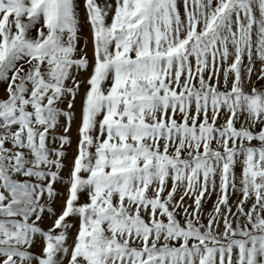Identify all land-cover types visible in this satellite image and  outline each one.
<instances>
[{
  "label": "snow or ice",
  "instance_id": "obj_1",
  "mask_svg": "<svg viewBox=\"0 0 264 264\" xmlns=\"http://www.w3.org/2000/svg\"><path fill=\"white\" fill-rule=\"evenodd\" d=\"M0 264H264V0H0Z\"/></svg>",
  "mask_w": 264,
  "mask_h": 264
},
{
  "label": "rangeland",
  "instance_id": "obj_2",
  "mask_svg": "<svg viewBox=\"0 0 264 264\" xmlns=\"http://www.w3.org/2000/svg\"><path fill=\"white\" fill-rule=\"evenodd\" d=\"M84 35H88V28H87V26H85V28H84ZM90 48H91V46L89 45V53H90ZM75 134V133H74ZM74 147V146H73ZM71 158V157H70ZM213 199H215V196H213Z\"/></svg>",
  "mask_w": 264,
  "mask_h": 264
}]
</instances>
